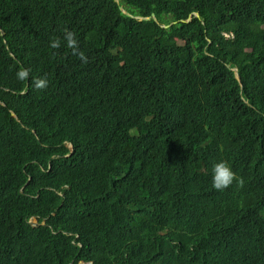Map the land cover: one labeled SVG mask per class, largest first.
I'll return each instance as SVG.
<instances>
[{"label": "trees", "instance_id": "16d2710c", "mask_svg": "<svg viewBox=\"0 0 264 264\" xmlns=\"http://www.w3.org/2000/svg\"><path fill=\"white\" fill-rule=\"evenodd\" d=\"M0 30V264H264V0H0Z\"/></svg>", "mask_w": 264, "mask_h": 264}, {"label": "clouds", "instance_id": "9594fccd", "mask_svg": "<svg viewBox=\"0 0 264 264\" xmlns=\"http://www.w3.org/2000/svg\"><path fill=\"white\" fill-rule=\"evenodd\" d=\"M64 41L66 47L71 50L72 54L77 56L82 62L87 63L88 58L84 52L80 51L79 42L72 31L65 30ZM50 47L52 49H59L61 47V41L59 38H52L50 40ZM30 70L21 68L17 73L16 77L19 81H24L29 78ZM35 87L38 90H43L47 88L48 81L47 78H36L33 81ZM70 147V146H69ZM237 186L242 187L244 180L242 177H237L233 172L232 168L226 161H220L213 165L212 168V187L216 191H224L228 189L233 183ZM88 264H91L89 261Z\"/></svg>", "mask_w": 264, "mask_h": 264}, {"label": "water", "instance_id": "95a60500", "mask_svg": "<svg viewBox=\"0 0 264 264\" xmlns=\"http://www.w3.org/2000/svg\"><path fill=\"white\" fill-rule=\"evenodd\" d=\"M116 3H118V0H114ZM119 10L125 15V16H127V17H131V18H134V19H137V20H139V21H150V20H153V21H156V19H155V16H154V14H151V16H149V17H135V16H131L129 13H127L124 9H123V7L122 6H119ZM193 16L195 17V18H198V14L197 13H194L193 14ZM190 20V18H188L186 21H185V23L186 22H188ZM0 36H3V32L0 30ZM210 43V42H209ZM231 70L234 72V74H235V78H236V80L240 83V78H239V76H238V73H237V69H235V68H231ZM1 104V103H0ZM2 105V104H1ZM12 116L16 119V117H15V115L14 114H12ZM70 148H72L71 146H70ZM32 219H34V218H32ZM35 220V219H34ZM29 224L31 225V226H33V227H35V226H37L38 224H37V222H36V220H35V222H33V221H29ZM45 224V222L43 221L42 223H41V225H44ZM82 264V263H81ZM92 264V263H91Z\"/></svg>", "mask_w": 264, "mask_h": 264}, {"label": "rangeland", "instance_id": "374dc122", "mask_svg": "<svg viewBox=\"0 0 264 264\" xmlns=\"http://www.w3.org/2000/svg\"><path fill=\"white\" fill-rule=\"evenodd\" d=\"M31 221L35 222V220H34V219H31Z\"/></svg>", "mask_w": 264, "mask_h": 264}]
</instances>
